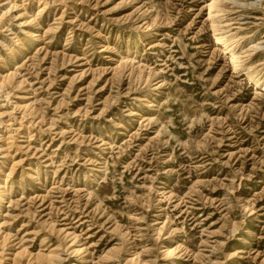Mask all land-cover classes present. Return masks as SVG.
<instances>
[{"label":"rangeland","instance_id":"374dc122","mask_svg":"<svg viewBox=\"0 0 264 264\" xmlns=\"http://www.w3.org/2000/svg\"><path fill=\"white\" fill-rule=\"evenodd\" d=\"M0 264H264V0H0Z\"/></svg>","mask_w":264,"mask_h":264},{"label":"bare ground","instance_id":"6f19581e","mask_svg":"<svg viewBox=\"0 0 264 264\" xmlns=\"http://www.w3.org/2000/svg\"><path fill=\"white\" fill-rule=\"evenodd\" d=\"M218 1V0H217ZM209 8L214 6V2H209L208 3ZM210 14V11H209ZM216 42L219 45V47L223 50V52L227 53V55L229 56V60L231 61L232 65H237V61L239 60L238 57L235 55L236 53H234L231 49L230 44L227 42L226 39L224 38H216Z\"/></svg>","mask_w":264,"mask_h":264}]
</instances>
